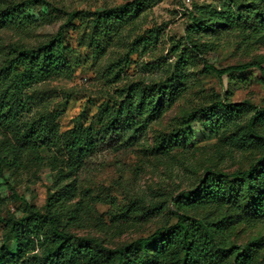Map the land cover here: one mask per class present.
Segmentation results:
<instances>
[{"label": "trees", "instance_id": "16d2710c", "mask_svg": "<svg viewBox=\"0 0 264 264\" xmlns=\"http://www.w3.org/2000/svg\"><path fill=\"white\" fill-rule=\"evenodd\" d=\"M39 1L49 5L44 0H25L0 12V28L13 26L27 31L37 27L39 18L32 10L39 8ZM147 2L131 0L91 15L102 24L121 21L141 12ZM190 8L185 41L201 57L205 72L222 80L229 74L257 68L264 78V57L217 68L203 58L202 45L196 40L206 31H236L243 45L264 44V0H223L217 6L194 0ZM77 15L67 14V21L47 43L32 49L16 47L14 56L0 68V124L19 127L22 133L16 143L0 142V172L22 167L30 156L39 164L49 162L55 173L43 208L27 203L23 216L0 219L8 237L0 245V264H221L226 259H231V264H257L255 253L263 247V239L236 245L230 241L229 230L238 222L264 223V108L248 101L232 102L228 96L195 111L185 124L199 123L210 138L227 134L229 146L261 152L247 170L229 173L207 169L188 189L169 199L160 192H151L131 200L120 216L122 220L135 214L152 219L169 211L176 222L121 247L108 248L94 238L72 233L74 228L92 221L96 202L88 195L78 197L81 175L106 151H134L159 117L155 109L145 116L144 105H154L159 98L177 100L192 78L184 56L165 66L159 60L150 65L149 71L164 66L166 77L162 82L144 88L130 84L120 91L121 100L105 124H78L59 136L47 121L33 120L36 99L31 91L58 76L67 65L62 39ZM161 34L160 30H151L148 36L137 38L130 53H150L159 44ZM189 142L187 136L177 133L163 139L157 149L166 151L172 145ZM57 144H62L71 158L66 169L58 166L56 156H48ZM207 207L224 214L216 219L196 216Z\"/></svg>", "mask_w": 264, "mask_h": 264}, {"label": "rangeland", "instance_id": "374dc122", "mask_svg": "<svg viewBox=\"0 0 264 264\" xmlns=\"http://www.w3.org/2000/svg\"><path fill=\"white\" fill-rule=\"evenodd\" d=\"M25 0H0V12ZM32 13L39 25L20 31L13 26L0 28V68L13 57L16 47L36 48L47 43L67 21V14L78 12L70 26L64 30L63 45L67 65L62 72L36 86L31 93L36 99L33 120L47 121L59 136L78 124L95 127L105 124L121 100L120 91L132 83L141 88L162 82L165 64L180 55L189 64L192 78L177 100L159 98L156 104L143 107L145 116L153 109L159 117L151 124L145 138L134 151L112 153L106 151L79 179L78 197L88 195L96 200L92 221L85 227L74 228L80 237L94 238L108 248L126 245L147 237L176 219L166 211L162 216L143 219L132 215L120 218L131 200L143 193L160 192L164 198L176 196L200 179L207 169L224 172L247 170L260 156L255 149H239L226 142V136L210 138L199 123L186 125L195 111L228 96L232 102L248 101L264 108V78L257 68L244 73H232L220 80L215 74L203 70L201 57L185 41L189 24L187 12L191 8L182 0H148L139 13H132L121 21L102 24L94 12L119 7L131 0H44ZM223 0H197L198 4L217 6ZM151 30H160L159 44L146 55L131 54L137 38L148 36ZM202 45L203 58L217 68L248 63L264 57V44L246 46L240 43L236 31L215 33L206 31L196 38ZM164 65L149 71L150 65ZM2 88H0V93ZM184 134L190 140L157 149L165 138ZM21 129L0 124V142L16 143ZM170 146V145H168ZM48 156H56L64 169L72 162L62 144L52 147ZM55 173L49 162L36 163L29 156L17 169L0 172V219L24 215L27 203L43 208L47 189L53 184ZM224 211L215 207L201 209L197 217L210 215L219 218ZM7 229L0 225V245L7 240ZM233 244L246 245L263 239L264 223L238 222L229 230ZM226 259L221 264H231ZM255 262L264 264V245L255 253Z\"/></svg>", "mask_w": 264, "mask_h": 264}, {"label": "built area", "instance_id": "2783aa9c", "mask_svg": "<svg viewBox=\"0 0 264 264\" xmlns=\"http://www.w3.org/2000/svg\"><path fill=\"white\" fill-rule=\"evenodd\" d=\"M184 5H186L187 7H191L192 3L194 2V0H182Z\"/></svg>", "mask_w": 264, "mask_h": 264}]
</instances>
